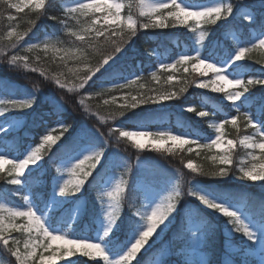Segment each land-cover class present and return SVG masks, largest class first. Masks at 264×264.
Here are the masks:
<instances>
[{"label": "trees", "instance_id": "obj_1", "mask_svg": "<svg viewBox=\"0 0 264 264\" xmlns=\"http://www.w3.org/2000/svg\"><path fill=\"white\" fill-rule=\"evenodd\" d=\"M70 1L44 0L45 8L38 9L27 6L22 12H16L14 9L9 10L6 4L0 3V92L6 96V99H15V96L22 99L28 94L36 97L33 107L22 111H9L0 116V127L10 117H17L19 121V128H12L7 132V144L10 149L8 155L22 158L30 147L40 143V135L52 134L55 136L59 134L57 119H62L72 126L69 128V133L66 132L63 143L72 145L74 141L78 142L80 147L74 151L73 158L86 144L102 147L103 139L99 132L107 133L109 128H115L116 126L122 128L144 126L152 131L164 129L180 131L194 135L203 141L210 135V129L205 122L209 115L216 120H223L224 117L234 115L235 109L231 107L230 103L221 101L217 94L204 90H194L187 86L186 90L180 91L179 98L162 102V107H158L155 103L149 101L135 109H130L122 117L109 118L112 113L120 110L121 105L131 102H122L120 98L122 94L135 93L138 98L141 95L154 97L172 89L178 90L184 83L190 84L187 78L189 73L187 75L182 74L183 78L180 83L169 82L166 77L170 71L157 68L159 60L166 63L176 59L183 53L190 54L194 52L195 45L185 30L170 31L167 29L156 30L154 28L143 29L137 27L135 34H133L129 29L122 27L124 32L122 49H124L114 61L101 70V73L95 79V84L87 92L77 89L76 92L68 93L66 89H60L54 83V77H58L61 83L66 84L68 88H73L79 82L76 70L83 74L85 63L89 66H95L108 51H111L110 40L117 39L116 36H111L110 39L107 37L95 39L93 38L94 33H90L84 35L86 40L81 42L76 36L70 35L68 27H65L63 23V21L68 20L65 4ZM135 1L126 0L127 4L124 10H129ZM183 1L200 3L213 0ZM227 1L233 5V13L228 17H222L216 24H206L204 29L210 31V34L205 37L199 47V52L202 55L216 60L229 56L234 47L233 35L240 38L246 48H251L252 43H257L255 42L257 35L264 30V0ZM241 7L249 8L252 13L250 20L244 19L245 14L240 12ZM9 13L15 16L16 19L8 20ZM52 17H56V19H52ZM29 21H35V23L30 24ZM12 28H15L16 32L10 37L7 31L12 30ZM120 30L121 28L117 29V31ZM228 32H232L233 35ZM17 34H20L23 39L18 40ZM52 38H56L57 46L60 49L63 47L64 53L57 52L56 54L50 47L45 51L42 44L39 48L29 49V44L49 41L48 39ZM13 55L27 56L29 67L11 65L9 59ZM32 68H39L44 75H41L40 72L31 71ZM234 70L242 72L245 82L249 78L264 77V47L257 46L246 52L244 59L234 67ZM153 73L156 74V79H153ZM128 81L134 82L129 84ZM118 83L127 84V87L113 89L112 85ZM248 89L247 100L243 99L241 103L251 116L261 119L264 127V110L261 109V105H264V85H248ZM97 93H100V95L97 96ZM114 97L118 100H112ZM81 99L85 101L84 108L78 107L76 103ZM105 100L108 101V104L104 103ZM183 103H191L195 111L182 112L179 110L178 104ZM58 105H62L63 110L57 109ZM199 110L208 111L209 115L198 119L194 115ZM54 111L61 112V115L54 116ZM177 113H179L178 116ZM101 117L105 119L102 121ZM238 127L245 129L244 120ZM44 128H47L48 131L43 132L42 129ZM241 132V130L230 125H226L224 129V133L236 141ZM116 144L117 148L130 158L135 156V152H141V150L135 149L131 142L126 139H121ZM52 149H55V146H51V148L46 146L42 150L43 160L35 168L25 171L21 185L11 184L9 181L13 177L7 171L0 172V198L3 199L0 200V204H3L5 209L3 215H9L10 204L22 207V201L27 190L30 191L31 196L40 206L47 201L52 184L58 176L57 168L60 167L62 162L69 161L67 155H59V150H57V156L53 157V160H57V163L49 161L47 156ZM244 151L245 149L237 143L232 156L234 166L243 157L242 153ZM207 153L206 149H201L198 154L195 151L186 153L184 150H180L176 155L181 159H196L201 163L200 169L204 171L216 170L215 167L217 166L208 159ZM238 173L240 174V172ZM109 174V166L102 159L92 178L83 185L79 192L66 194V200L51 209L50 219L53 222L59 221L67 225L68 217L65 213L81 197L83 201L80 204L78 215L74 222L70 224V227L68 225L65 228L76 236L92 235L98 228V219L101 215L100 204L95 195L97 189H101V184L107 180ZM120 174L121 181H126V183L122 185L123 191L120 194V213L118 214L120 216L113 224L108 239L112 253H116L128 245L131 235L129 221L134 216V212L139 210L143 213L145 211L143 208L144 201L137 183L126 176L125 170H120ZM211 189L213 193L228 196L222 186L211 187ZM17 192L18 194L13 195ZM233 195H238V192L237 194H229V196ZM255 195V191L242 194L249 212L253 205L258 207ZM182 199L183 196L177 203V209L172 214L174 219L169 224V229L164 233L162 239H156V243L151 249L147 252L142 250L130 264H136L137 259H143L142 264H156L159 254L158 248L161 243H165L167 255L162 257L160 264H185V261L196 264L194 260H188L186 251L190 233L188 232L187 214L185 209L180 206ZM194 201L197 216L204 222L212 221L206 240L203 243L207 253V264H224L223 253H227L224 239L230 240L237 247V251L232 254L235 264H250V262L244 261V258L239 256L242 247L241 242L244 240L242 236L233 233L227 238L223 234L225 227L232 226L228 224V218L224 217L223 214L207 209L198 199L194 198ZM207 211L209 214H207ZM260 211L261 208H258L256 217L261 220ZM25 219L16 218L15 222L19 223ZM136 219L139 220L138 217ZM10 237L19 241L21 254H24L23 244L25 240L29 239L28 233L13 229L10 232ZM149 242H152V238ZM2 249L5 254L10 255L7 249L4 247ZM71 264H102V260L81 255Z\"/></svg>", "mask_w": 264, "mask_h": 264}, {"label": "snow or ice", "instance_id": "obj_2", "mask_svg": "<svg viewBox=\"0 0 264 264\" xmlns=\"http://www.w3.org/2000/svg\"><path fill=\"white\" fill-rule=\"evenodd\" d=\"M0 3L7 5L9 10H15L16 12H22L25 7L31 5L33 0H0ZM35 6L38 9L45 8L44 0H35ZM122 4L117 2V0H88L86 3L80 2V0H75V6L69 9L70 12H79L87 16L89 12L93 15L103 12L102 16H97L96 19L91 21V27L85 28V32L94 33L95 39L101 37H107L110 39L111 36H116V40H110L111 51H108L102 58L98 61L95 66H89L87 63L84 64V72L80 73L76 70V75L78 77V84L73 88H68L66 84H62L58 77H54V83L60 89H66L68 93L76 92L77 89L80 91L87 92L93 84H95V79L101 70L105 69L106 65L114 61L119 53L123 51V36L122 25L126 23L127 29H129L133 34L137 29V23L129 16L126 22L122 21L121 9ZM174 9V10H173ZM166 13V14H163ZM222 13L232 14L233 5L231 3H223L222 0L212 6H201V7H190L184 5L181 0H162V2L156 3L149 7L148 13L142 11V15L150 14L154 17L150 22L142 23L139 27L143 29L148 28H164L168 25L166 21L171 19L178 25H189V22L199 28L201 24H216L217 21L222 19ZM251 13H247L244 19L250 20ZM7 19L12 21L16 17L11 15L7 16ZM56 19V17H52ZM101 19L103 20V25H101ZM30 24H34L35 21H29ZM65 27H67V21H63ZM100 25V27H97ZM11 27V26H10ZM117 28H121L117 31ZM195 30V29H193ZM16 32L15 28H12L8 32V36H12ZM72 36H77V33L69 31ZM205 36L204 31H200L199 39L203 41ZM79 41L84 42L86 37L80 35L77 37ZM17 39L22 40L23 37L17 34ZM257 43H252L251 48L239 47L234 54V60H243L245 53L251 51L257 46L264 47V36L259 37ZM43 45L45 51L49 48L48 41H41L35 44H29V49L39 48ZM67 55V53H66ZM29 58L27 56L13 55L9 59L11 65H22L24 68L29 67ZM189 62L193 63V70L200 71V66L203 65L205 72L212 71L215 75V79L211 81L199 80L198 87L207 89L212 87L215 92L224 93L225 98L230 104L235 106V102L239 101L245 93L249 92V89L245 85H264V77L249 78L246 82L243 79H229L227 75L221 74V68L217 67L215 63H209L207 60L201 58L197 53L195 56L181 54L174 63H161V69H175L178 65H185ZM33 72H40L44 75L39 68H32ZM185 71H188L185 68ZM153 79H156V74L153 73ZM175 78L173 76L168 77V81L171 82ZM240 86L243 88V92L240 91H230L225 87L224 83ZM134 81H128V83H133ZM195 82V81H193ZM113 89H123L127 87V84H114ZM39 91L38 89H35ZM184 89H181L183 91ZM107 91V89H105ZM100 93H97L99 96ZM176 93L159 94L157 97H144L140 98L136 96L131 97L130 103H125L120 106V110L112 113L109 118L115 119L116 117L124 116L130 109H135L139 105H143L152 101L153 103H160L163 101L171 100ZM115 99V97L113 98ZM127 100V96H125ZM245 100L247 98L245 97ZM36 101V97L33 96L29 99H0V116L4 115L9 111L15 110H25L33 106ZM78 107L84 108L85 101L83 99L76 102ZM108 104V101H104ZM57 109L63 110L62 105H58ZM261 109L264 110V105H261ZM187 111H195L193 107H187ZM236 114L230 115L228 118L222 120L219 124L214 125L216 135L214 139L210 142L200 145L202 148L206 149H217L219 150V155L211 156L210 159L214 162H218V170L204 171L199 170V175L210 178V179H223L229 175V166L233 164L231 158V152L237 145V141L233 139H226L224 134V129L226 125L231 124L234 128L237 126L238 120L243 117L245 127H251L256 135L254 136H244L243 139L239 141V144L246 146L248 149L252 150L250 155L252 156L251 166L240 167L239 171L241 173L240 179H248L251 181H261L264 182V164H258L256 161L264 160V127L260 126L252 116L249 115L247 111H241L240 107H236ZM54 116H60L61 112H53ZM200 117H206L209 115L208 111L200 110L197 112ZM102 121L104 117L100 118ZM56 123L59 125L60 135L53 136L51 134L40 135V143L36 144L35 147L30 148L23 158H17L11 161L12 168L15 169L14 177L9 181L13 185H21L22 177L25 171L29 170L31 166L38 164V162L43 160L42 150L48 146L51 148L55 145V149H52L47 158L53 163H57V160H53L54 156H57V150L60 154H65L69 159V166L64 167V170L70 172L74 177L71 180H63L61 186L58 187V194H75L81 190L83 185L89 182L92 178L93 173L99 167L101 160L104 158L105 150L111 145L110 142L115 138L116 142L119 143L121 139H126L131 142V144L138 150H144L146 148H152L156 151L173 152L175 148H182L185 144L189 143H199L198 141H189L186 137L187 135H176L169 130H126V128L115 127L109 128L107 133H100L103 139V146L94 147L90 153H86L79 158L74 163H71L72 155L74 151L80 147L78 142L72 145H65L63 141L66 136L64 133H69V125L66 121L62 119H57ZM8 127H0V160L6 159L10 152L7 144V132ZM43 132H47L48 129H42ZM118 133V135H117ZM86 134V133H85ZM258 136V139H257ZM107 137V139H105ZM7 149V151H6ZM191 151V147L188 149ZM259 151V155H256V151ZM131 165H126V171H132ZM187 168L191 169L193 172H197V168L193 166L191 160L187 163ZM2 170V169H0ZM57 172H60V168H57ZM39 182V181H38ZM126 181H121L115 188L110 191H103V189H97L96 200L100 204V212L102 216H106L108 220V227L103 232V237L109 236V231L111 230L113 224L117 220L118 214L120 213V194L123 191L122 185ZM25 186H27L25 184ZM18 194L17 193H13ZM105 196L108 198L107 206L105 207L106 201ZM184 197H192L198 199L200 203L207 209L222 213L224 217L228 218V224L232 225L229 228L230 232L240 233L246 238L248 242V247L244 251L254 253L257 250L261 256H264V205L261 206V226L254 230L248 223H246L242 218L240 213L236 210H231L229 197L226 194H203L201 190H198L193 184L186 191H182L178 187L167 197L166 203L156 204L155 207H151L150 211H144L143 213L137 210L134 212V216L130 218L129 221V231L131 233L129 239L131 240L130 246L127 247L126 251L119 256V258L113 260L108 255H106L105 248L102 247L100 243L89 242L87 239H68L66 234V229L59 230L65 234H56L58 230H50L49 227L45 226V222L41 215H37L35 205H29L26 211L9 209V215L5 216L4 205L0 204V243L3 247L8 250L10 255L15 258L17 264H53L54 261L64 259L65 257L74 256L76 252H81L85 257H96L99 256L103 258L106 264H130V262L137 257L139 253L144 250L147 252L156 243V237L163 233L168 225L172 223L174 216L172 214L177 209V203L179 199ZM25 200L28 199L27 196L24 197ZM0 200H3L0 198ZM139 218L137 220L136 218ZM16 218H26L27 224L21 225L15 222ZM7 221V222H6ZM167 221V223H166ZM70 227V225H69ZM13 229L21 230L29 235V239L24 241L23 247L25 249L24 254H21L19 248V241L10 237V232ZM142 229V230H141ZM137 232L138 238L137 237ZM188 232L190 233V243L192 246L199 247L202 245L207 237V225H202L190 221ZM8 233V235H6ZM34 234V235H33ZM102 237V238H103ZM150 238L152 242L150 243ZM56 241H62L65 247L63 249L60 245L53 246ZM38 250H41L38 252ZM45 253H50V255H45ZM37 257L38 260H37ZM143 259H137L136 264H142ZM185 264H190V262L185 261ZM201 264H207V261H201ZM226 264H232L230 260L226 261ZM264 264V261H262Z\"/></svg>", "mask_w": 264, "mask_h": 264}, {"label": "rangeland", "instance_id": "obj_3", "mask_svg": "<svg viewBox=\"0 0 264 264\" xmlns=\"http://www.w3.org/2000/svg\"><path fill=\"white\" fill-rule=\"evenodd\" d=\"M80 2L86 3V2H88V0H80ZM117 2L121 3L123 6L121 9L122 21L126 22L127 18L129 16H131L132 19L134 21H136L137 27H139L140 24L146 23V21L150 22L152 19H154V17L150 14L142 15L141 14L142 11L144 13H148V9L150 6H152L156 3L162 2V0H136L132 4V6L130 7L129 10H124L126 7L125 5L127 4L126 0H117ZM165 2H166V0H165ZM178 2H179V0H178ZM181 2L186 6H190V7L195 8V7H201V6H212V5H215L216 3L220 2V0H213L211 2H200V3L184 2L183 0H181ZM222 2L225 4L230 3L227 0H222ZM29 6L36 8L35 0H33V3ZM74 6H75V0H71L70 2L65 4V11H66V15L68 17V20H66L68 31L77 33L76 37H78L80 35L84 36V35L90 34L89 32H85L84 29L91 27V21L96 19L97 16H102L103 12L101 11L100 13H97L96 15H93L91 12H89V14L87 16H85L79 12H75V13L70 12L69 9L73 8ZM240 12L244 13V14L251 13L249 8H247V7H241ZM163 14H166V13H163ZM221 15H222V17L230 16V14H227V13H222ZM166 24L168 25L167 27H164V28L155 27L154 29H156V30L157 29H167L170 31L185 30L186 32H188L189 37L191 38V40L193 41V43L195 45V50H194V52H192L190 54H186V55L195 56L198 53L201 58L207 60L209 63H215L217 65V67L221 68V74L222 75H227L229 77V79L239 78V79H243L245 81L243 75L240 72H236L234 70V66H236L241 61V60H239V61L234 60V54H235L236 50L239 49V47H244V46H243L242 41L237 36L233 35L232 32H228L231 35H233V37H234V42H233L234 47H233L230 55L225 59L216 60V59H213L209 56L202 55L199 52V47H200L201 43L203 42L199 39L200 31L202 30L205 32L204 39L208 34H210V31L204 29V26L206 24H201V26L199 28H196V26L193 25L191 23V21L189 22V25H178V24H175V22L172 21L171 19L166 21ZM101 25H103L102 19H101ZM97 27H100V25H98ZM122 27L127 28L126 23H124L122 25ZM117 29H119V28H117ZM148 29H150V28H148ZM193 29H195V30H193ZM9 31H11V29H9L7 31V33ZM222 33H223V31H222ZM261 36H264V31H262L256 39H258ZM48 40H49L48 42L50 45L49 47L52 49V51L54 53H56V54H57V52L58 53L59 52L64 53V48L61 47V49H60L57 46L56 38H52V39H48ZM255 42H257V40ZM183 54H185V53H183ZM178 57L176 59L168 61L166 63H174L178 59ZM161 63H165V62H163V61L157 62V68H160ZM193 63H195V62H189L185 65H178L175 69H166V70L170 71L167 74V77H166L167 80H168L169 76H173L175 78L173 81L176 83H180L182 78H183L182 74L187 75L189 73L187 78H188V83H190V84L184 83L183 85H181L179 87L178 90L172 89V90L166 91L163 94L176 93V95L171 99V100H174L176 98H179V93H180L181 89L186 90V87L189 86V88L194 89V90H204V91H207L210 93H215V94H217V96H219L221 101L228 102L225 98L224 93L215 92L212 87H209L207 89H203V88H199L197 86L199 83V80L203 79L206 82L211 81V80L215 79V75L210 70L207 71L204 75H201L202 72H205L204 66L203 65L200 66V71H195V70H193ZM185 68H187L188 71H185ZM128 78L130 79L131 77H128ZM173 81H171V82H173ZM193 81H195V82H193ZM221 83H224L225 87L230 91L243 92V88L240 86L227 84L226 82H223V81ZM175 85H179V84H175ZM245 86L248 87V85H245ZM248 93H245L244 96H242L239 101L235 102V106L230 104L231 107L233 109H236V107H240L242 112L247 111L246 107L241 103V100L245 99V97H247ZM125 96H127V100L125 99ZM132 96H136L138 98V96L135 93H129V94H124V95L122 94L120 98H121L122 102H129V101H131ZM158 96L159 95H155L154 97L158 98ZM31 97H33V95L28 94V95L24 96L22 98V100H26V99H29ZM0 99H6V96L3 95L1 92H0ZM15 99H20V97L15 96ZM115 99L118 100V98H115ZM112 100H114V99L112 98ZM228 103H230V102H228ZM155 104L158 107H162V102L155 103ZM34 105H35V103L33 104V106ZM178 106H179V110H181L182 112H189L185 109L187 107H193V105L191 103L178 104ZM0 107H3V106L0 105ZM181 111H179V112H181ZM178 114L179 113H177V116H178ZM234 114H236V112ZM194 116L198 119L203 118V117L198 116L197 112L195 113ZM228 117H224L223 120L228 118ZM253 119L255 120V122H257L261 126V123H260L261 119H259V117H253ZM243 120H244L243 117H241L237 122L236 128L238 130L242 131L240 133V136L237 138V143H239V141L241 139H243L244 136L256 135L250 126L247 128L245 127V129L244 128L241 129L238 127ZM221 121H222L221 119L216 120L214 117H211L210 115L206 118L205 122L210 129L209 130L210 135L208 136L207 139H205L203 141H201L200 139L196 138L194 135H191L189 133H182L180 131H172L176 135H187L186 138L190 142L195 140V141H198L199 143L185 144L182 148H175L174 151L171 153L164 152V151H156L152 148H146L144 150H141L140 153L135 152V156L130 158L124 152L120 151L117 148V144H116L117 142L113 138L112 141L110 142L111 145L105 150L104 158H103V160H105L109 166L110 175L108 176L107 181L101 185V188L103 189V191H110L113 188H115V186L119 182H121L120 170H122V171L125 170L126 176L128 178H130L131 180L133 179V181L135 183H137L140 195L142 196L143 201H144L143 208L145 209V211H150L151 207H155L156 204L166 203L167 197L169 196V194L172 193L174 190H176L177 187L179 189H181L182 191H186L189 187L192 186V184L198 190H201L203 192V194H206V195L215 194V193H213V190L211 189V187H221V186L224 188L223 190H226V192H230L231 194H233L235 192H238V194H247V193L249 194V192L255 191L256 192L255 196H256L257 203H258V205H257L258 207L253 205V207L250 210V214L247 212V207L243 206V203H242V202H244L243 199H242V201L238 202L236 200L232 201V198H229V202L231 203L230 204V207H232L231 210H236L238 213H240L241 218L246 223H248L252 229H254V230L258 229L261 226L260 219H257L255 217H251V216H252V214L255 216L257 214V212H256L257 209L261 208V206L264 205V182L251 181L248 179H240L239 177L241 176V173L240 174L238 173V172H240L239 171L240 167H243V166L250 167L251 166V163L253 161H252V156L250 155V153L252 152V150H250L246 146L240 144L243 147V149H245V151L242 153L243 157H241L239 159V161H237L235 166H234V164L229 166V175L223 179H210V178L199 175V170H201L200 169L201 163L199 161H197L196 159H181L176 155L177 152L180 150H184L186 153L191 152V151H195V153L198 154L201 149H206V148H202L200 145L208 143V142H210L211 139L215 138V135L217 133L215 131L214 125L219 124ZM229 125L232 126L231 124H229ZM5 126H9L8 131L11 130L12 128H19V121L17 120V117H10L7 121H5V124L2 127H5ZM131 129L149 130L148 128H146L144 126L126 128V130H131ZM164 130H166V129H164ZM150 131H152V130H150ZM58 135H60V132H59V134H56L55 136H58ZM64 135H66V133H64ZM225 138L226 139H233L226 134H225ZM257 139H258V136H257ZM35 146L36 145H34L32 147H35ZM52 146H55V145H52ZM32 147H30V148H32ZM189 147H191V149H192L191 151L188 150ZM30 148L28 150H30ZM93 148H94V146H92L91 144L84 145L79 150V153L75 157L72 158L71 163H74L79 158H82V156L84 154L90 153L93 150ZM28 150L26 151V153L28 152ZM206 150L208 152L207 153L208 159H210L211 156L220 154L219 150H217L215 148L206 149ZM26 153H25V155H26ZM255 154L259 155V151L257 150ZM232 156H233V151L231 152V158H232ZM15 159H17V158L14 155H7L6 159L0 160V169H2V170H0V172L5 170L8 172V174H10V175H12V177H14L15 169L12 168L11 161H13ZM189 160H191L193 163V166L195 168H197V170H198L197 172H193L191 169L187 168V163ZM211 162L217 166L215 168H216V170H218V167H219L218 162H214L212 160H211ZM38 163H40V162H38ZM256 163L264 164V160L256 161ZM36 165L31 166L29 170L35 168ZM126 165L133 166L131 172L126 171ZM68 166H69V161L62 162L60 164V167H59L60 172L58 173V176L56 177L55 181L52 184V189H51L49 197L47 198V201H45L42 206H40L38 203H36V200L31 196L29 190H27L24 197L27 196L28 199L25 200L23 198L22 207L19 205H16V204H15V206L10 204L9 205L10 209L26 211L29 205L34 204L35 205L34 210H36L38 212L37 215L42 216V219L45 222L46 227H49L50 230H53V229L58 230L56 234H62V235L65 234L64 232L59 231V230L66 229L65 228L66 225L59 222V221L53 222L50 219V211L54 206L60 205V204H62L63 201L66 200V197H67L66 194H64V195L58 194V187L61 186V183L63 182V180H71L74 178L70 172H67L64 170V167H68ZM152 179H157V180H152ZM82 201L83 200L80 197L67 210L66 214L69 217L67 224L74 222V220H75V218L78 215V212L80 210V204H82ZM105 201H106V204H105V207H106L107 201H108V198L106 196H105ZM180 206H181V208L183 207L185 209V212L187 214V219L189 222L192 221L195 223L205 225V223L196 216V205H195L194 198H192V197L188 198V197L183 196V199H182ZM181 208H180V210H181ZM207 214H209V212ZM220 214H222V213H220ZM211 222L212 221H209L207 223V233H208V229L211 227L210 226ZM166 223H167V221H166ZM18 224H21V225L27 224V219L23 220L22 222H19ZM107 227H108L107 217L100 215V217L98 219V228L93 232L92 235H87V236L83 235V236L76 237V236L72 235L67 229H66V234L68 236V239H87V240H89V242L100 243L102 245V247L105 248L106 255H108L110 258L115 260V259L119 258V256L122 255L126 251L127 247L130 246L131 240H129L128 245L126 247H124L122 250L117 251L116 253H112L110 251V247H109V243H108V239L110 237V231L111 230L109 231L108 237H103V232L105 231V229ZM231 227L232 226H227L223 230V234L227 238L233 234V232L229 231V228H231ZM168 229H169V225H168V228L163 233H160V235L158 237H156V239H158V238L162 239L164 233ZM138 234H139V232H137L136 238H138ZM238 234H240V233H238ZM242 238L244 240H242V242H241L242 247L240 249L239 256L241 258H244V261L250 262V264H262V261H264V256H261L258 250L254 253L244 251V249H246L248 247V242H247L245 237L242 236ZM190 240H191V237L189 236L188 243H187L188 247L186 249V251L188 253V260L189 261L194 260V262L196 264H201V261H207V257H206L207 253L204 249L203 244L197 248V247L191 245ZM57 245H60L62 249H63V247H65V245L63 244L62 241H56L53 243L54 247ZM224 245H225V249L227 250V253H223V257L225 258V260H227V261L230 260L232 262V264H234L233 259L228 254L235 252L237 250V247H235V245L232 242H230V240H228V239H224ZM2 248H3L2 243H0V264H17L16 260L11 255L5 254V251H3ZM158 249H159V254H158L157 259H156V264H160L162 257L167 255V247H166L165 243H161V245ZM46 255H50V253H48ZM81 255H83L82 251L76 252L74 256L65 257L64 259L56 260L53 262V264H71ZM91 258L102 260V264H106V262L103 260V258H100L99 256L91 257Z\"/></svg>", "mask_w": 264, "mask_h": 264}]
</instances>
